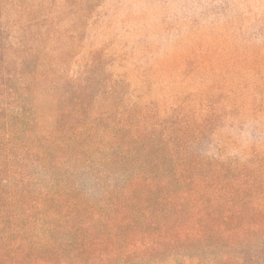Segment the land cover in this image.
I'll return each instance as SVG.
<instances>
[{
	"label": "rangeland",
	"instance_id": "374dc122",
	"mask_svg": "<svg viewBox=\"0 0 264 264\" xmlns=\"http://www.w3.org/2000/svg\"><path fill=\"white\" fill-rule=\"evenodd\" d=\"M127 118L134 131H161L200 174L211 165L258 170L264 0H0L5 204L61 184L99 204V173L117 186L116 171L103 172L89 152L46 159L33 140L68 123L99 127L105 138ZM253 240L240 250L242 264H264V241Z\"/></svg>",
	"mask_w": 264,
	"mask_h": 264
},
{
	"label": "trees",
	"instance_id": "16d2710c",
	"mask_svg": "<svg viewBox=\"0 0 264 264\" xmlns=\"http://www.w3.org/2000/svg\"><path fill=\"white\" fill-rule=\"evenodd\" d=\"M130 121L105 138L67 121L37 135L46 159L89 152L120 180L106 185L99 173V204L66 184L8 205L0 198V264H242V247L255 235L264 241V158L258 170L211 165L200 174L161 131H134Z\"/></svg>",
	"mask_w": 264,
	"mask_h": 264
}]
</instances>
